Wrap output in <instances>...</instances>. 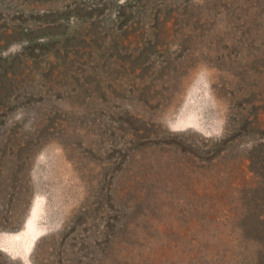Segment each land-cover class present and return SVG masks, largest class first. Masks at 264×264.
I'll return each instance as SVG.
<instances>
[{
	"label": "rangeland",
	"instance_id": "1",
	"mask_svg": "<svg viewBox=\"0 0 264 264\" xmlns=\"http://www.w3.org/2000/svg\"><path fill=\"white\" fill-rule=\"evenodd\" d=\"M253 211L264 0H0V264H264Z\"/></svg>",
	"mask_w": 264,
	"mask_h": 264
},
{
	"label": "trees",
	"instance_id": "2",
	"mask_svg": "<svg viewBox=\"0 0 264 264\" xmlns=\"http://www.w3.org/2000/svg\"><path fill=\"white\" fill-rule=\"evenodd\" d=\"M242 215L246 216V218L244 219L245 221H250L254 220L255 222H260L263 221L264 218H260V214L256 213L255 211L253 212H244L242 213ZM255 222H251V223H255Z\"/></svg>",
	"mask_w": 264,
	"mask_h": 264
},
{
	"label": "water",
	"instance_id": "3",
	"mask_svg": "<svg viewBox=\"0 0 264 264\" xmlns=\"http://www.w3.org/2000/svg\"><path fill=\"white\" fill-rule=\"evenodd\" d=\"M11 235H13L14 237H16L15 239L16 240H14V237H13V240L14 241H23L24 240V237H23V240H22V236H20V234H17V233H14V234H11ZM10 235V236H11ZM35 235V233H33V235H31L30 237H29V240H32L31 241V244H33V241H34V236ZM29 249H30V246H29ZM29 249H28V251H29ZM28 251H26V253L28 252ZM25 256V255H24ZM24 256L23 257H20V259H22V261H24Z\"/></svg>",
	"mask_w": 264,
	"mask_h": 264
}]
</instances>
